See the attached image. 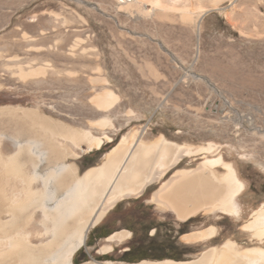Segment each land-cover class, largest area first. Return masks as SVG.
Returning a JSON list of instances; mask_svg holds the SVG:
<instances>
[{
    "label": "rangeland",
    "instance_id": "374dc122",
    "mask_svg": "<svg viewBox=\"0 0 264 264\" xmlns=\"http://www.w3.org/2000/svg\"><path fill=\"white\" fill-rule=\"evenodd\" d=\"M200 8L209 12L196 24ZM20 69L42 73L21 78ZM105 90L117 96L109 109L95 103ZM0 109L7 110L0 119L10 110H37L111 137L103 151L68 160L78 175L102 164L123 135L144 127L146 142L163 136L177 144L215 145L206 157L222 156L244 184L239 217L215 211L182 223L169 209L142 204L177 169L196 168L203 160L198 155L104 218L117 214L124 225L134 224L132 243L152 242L158 250L149 247L146 256L156 259L194 260L228 240L240 250L264 248L243 229L264 206V0H0ZM103 118L112 127L95 126ZM146 218L152 222L144 226ZM152 225L158 232L150 240L139 226ZM211 226V240H182ZM87 241L79 258L84 249L92 252Z\"/></svg>",
    "mask_w": 264,
    "mask_h": 264
},
{
    "label": "bare ground",
    "instance_id": "6f19581e",
    "mask_svg": "<svg viewBox=\"0 0 264 264\" xmlns=\"http://www.w3.org/2000/svg\"><path fill=\"white\" fill-rule=\"evenodd\" d=\"M215 9L217 5L210 10ZM207 12L200 10L196 24ZM40 73L42 70H19L21 78ZM116 101L117 96L108 90L95 98L101 109H109ZM19 110H10L8 118L0 119V264H73L90 230L118 202L139 198L184 158L198 155L203 160L196 168L177 169L161 183L151 201L161 210H171L182 223L215 211L240 216L237 200L244 184L222 156L206 157L215 151L211 143L177 144L163 136L146 142L142 140L144 127L123 135L102 164L78 175L77 166L68 160L100 150L104 141L111 142L112 138L106 133L95 136L89 130L75 129L37 110ZM6 111L0 109V114ZM95 126L106 129L112 123L103 118ZM216 167L225 172L218 176ZM243 229L264 243V206L252 213V220ZM215 235L211 226L183 235L182 240L195 244ZM127 236L126 232L113 234L102 252L110 251V243L122 242ZM132 264H264V248L240 250L228 240L194 260Z\"/></svg>",
    "mask_w": 264,
    "mask_h": 264
},
{
    "label": "crops",
    "instance_id": "0c3cea01",
    "mask_svg": "<svg viewBox=\"0 0 264 264\" xmlns=\"http://www.w3.org/2000/svg\"><path fill=\"white\" fill-rule=\"evenodd\" d=\"M151 195L147 197L146 200H144L142 204H144L145 206L154 205L151 202V198H152ZM122 202L123 201L117 203L111 211L116 210ZM153 211L152 213L154 214L157 212L155 208ZM105 218L96 227H94L89 234L87 245L92 252L90 251L88 252L84 249V251H82L83 255L81 258H79L77 254L76 264H87V263L88 264H105L107 262L115 263V264H132L130 262L139 261L141 259L139 252H136V251L130 252V249L133 245L132 241L137 236V232H138V229L136 228V226L132 223H128L124 225V221L122 217L117 214L111 215L110 220L109 219L105 220ZM112 218H114L115 220L112 221L113 220ZM143 220L144 221H141L143 224H148L149 222H152L151 220L147 218ZM139 228L143 229L144 227L139 226ZM144 230H145L143 232L144 235H148L150 240H153L154 238H156L157 232H158L156 226L152 225L149 228H144ZM119 232L120 233L126 232L129 234V237L127 236L125 237V239H122V242L116 241V243L115 242L110 243V245L112 244L110 251L102 252V249L106 245L109 244L108 239L113 234H116ZM122 256L125 257L124 261L120 260Z\"/></svg>",
    "mask_w": 264,
    "mask_h": 264
},
{
    "label": "trees",
    "instance_id": "16d2710c",
    "mask_svg": "<svg viewBox=\"0 0 264 264\" xmlns=\"http://www.w3.org/2000/svg\"><path fill=\"white\" fill-rule=\"evenodd\" d=\"M99 151H103L102 150V148L99 150ZM103 154H104V152H102ZM142 221H144V220H142ZM143 224V223H142ZM148 224H150V223H148ZM144 226H146V224H144ZM144 228H146V227H144ZM87 243H88V241H87ZM148 247H145V245L143 244H133L132 245V247H131V249H130V252H132V251H136V252H139V255L140 256H142V258L139 260V261H137V262H130V263H138V262H140V261H142V260H150V259H153V260H158V261H161V260H164V258H159V259H156V258H151V257H148V256H146V254H147V249L150 247V250L152 251H157L158 249V247L156 248V249H152V248H154V245H153V243L152 242H149L148 243V245H147ZM156 247V246H155ZM142 249H146V253L145 254H140V252H141V250ZM149 250V251H150ZM80 251V250H79ZM78 251V252H79ZM78 252L75 254V256H74V258H73V264H76V255L78 254ZM125 256V255H124ZM124 256H122L121 258H120V260L121 261H124L125 260V257ZM173 259V258H172ZM174 260H176V261H178V259H174Z\"/></svg>",
    "mask_w": 264,
    "mask_h": 264
},
{
    "label": "flooded vegetation",
    "instance_id": "af4514ba",
    "mask_svg": "<svg viewBox=\"0 0 264 264\" xmlns=\"http://www.w3.org/2000/svg\"><path fill=\"white\" fill-rule=\"evenodd\" d=\"M179 234H180V231H177V235H179ZM145 253H146V249H142L141 252H140V254H142V255L145 254Z\"/></svg>",
    "mask_w": 264,
    "mask_h": 264
}]
</instances>
